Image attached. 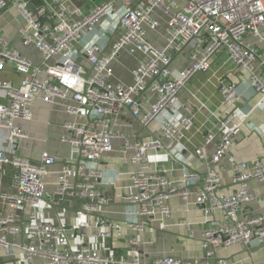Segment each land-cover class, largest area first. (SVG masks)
I'll use <instances>...</instances> for the list:
<instances>
[{"label": "built area", "instance_id": "1", "mask_svg": "<svg viewBox=\"0 0 264 264\" xmlns=\"http://www.w3.org/2000/svg\"><path fill=\"white\" fill-rule=\"evenodd\" d=\"M186 2L181 7L174 0H0V260L18 253L26 264H239L217 258L216 252L253 242L264 250V213L242 216L244 206L255 200L250 182L264 184V162L229 157L237 190L221 192L223 162L251 114L242 109L235 84L220 79L223 105L233 103L234 109L219 118L216 130L195 151L205 174L185 169L171 180L149 162L161 151L177 156L178 145L195 125L192 108L179 104L178 96L196 74L208 73L221 53L244 71L259 99L257 109L264 110V50L248 41L251 37L264 45V0ZM11 8L24 21L18 29L21 44L40 52L39 64L11 47L1 22ZM162 23L166 45L159 50L148 40V31H157ZM109 37L113 44L103 46ZM124 50L141 59L130 83H113L115 61ZM181 55L191 65L175 74L172 64ZM11 71L18 82L4 78ZM37 100L51 106L61 102L66 114L77 119L63 126L61 141L71 145L73 156L58 173L53 193H48L46 179L59 159L43 151L34 163L20 153V143L29 140L24 126L33 120ZM179 108L187 114H178ZM124 113L150 136L139 140L122 132ZM257 131L264 135V126ZM117 142L133 170L131 185L118 189V197L136 206L141 219L129 226L98 216L108 204L99 164L115 152ZM196 184V205L209 225L203 232L204 258L189 262L161 255L142 262L137 236L154 222L166 225L172 217L169 200L178 197L188 204ZM46 197L87 220L69 225L59 214L57 221L44 220L41 203ZM216 211L224 214V222L210 220ZM124 231L137 234L130 240L131 261L97 242ZM78 233L86 241L77 246L71 235Z\"/></svg>", "mask_w": 264, "mask_h": 264}, {"label": "crops", "instance_id": "2", "mask_svg": "<svg viewBox=\"0 0 264 264\" xmlns=\"http://www.w3.org/2000/svg\"><path fill=\"white\" fill-rule=\"evenodd\" d=\"M1 22L6 28V36L11 47L39 64L41 62L40 52L33 46L25 47L21 44L18 29L24 24V21L19 16L17 9H9ZM156 32L149 30L148 40L155 48L163 50L166 39L164 47L158 48L152 42L151 37ZM248 41L264 50V45L259 44L254 38L249 37ZM113 42L114 38L109 37L102 41V45L111 46ZM140 56L132 55L126 50L122 51L114 64L115 74L112 82L130 83L132 81L131 71L139 64ZM190 65L188 56L181 55L174 59L172 70L178 74ZM4 78L15 82L19 81V77L12 71ZM220 79H225L236 85L241 97L242 109L251 112L247 122L242 124L241 134L237 137L227 159L223 162L221 192L232 194L237 190V186L233 185L232 165L228 158L233 157L249 164H254L257 161L264 162V135L257 131V128L264 126V110L257 109L256 105L259 99L255 95L248 77L226 53H221L214 59L208 73L196 74L178 96L179 104H186L192 108L195 125L189 132H186L181 144L178 145L177 156L173 158L161 151L153 153L149 162L163 168L166 172L165 176L171 180L180 178L185 169L205 174L207 168L198 161L195 151L203 146L206 134L216 130L219 118L228 115L234 109L233 103L223 105V98L219 90ZM33 114V120L24 126L29 140L20 143V153L34 163L40 161L43 151H48L59 159V163L52 167L46 179L48 193H53L58 173L73 156L71 145L61 141L66 133L63 126L65 123L74 122L77 119L66 114L61 102L51 106L37 100L33 107ZM178 114L187 113L179 108ZM119 123L122 132L139 137V140H145L150 136L149 132L142 129L131 114L124 113ZM121 146L122 144L117 142L115 152L105 157L99 164L103 171V185L100 187L107 193L108 204L98 216L107 217L114 222L129 226V224L140 223L141 219L137 217L136 206L118 197V189L131 185V172L133 171L128 156L121 151ZM209 151L212 152L211 147ZM169 170H173V172L170 173ZM198 186L200 185L196 184L193 188L194 195L188 204L178 197L169 200L172 217L166 222V225L154 222L147 226L143 235L137 236L131 231H124L109 240L97 239V242L108 246L109 253L129 261L134 258L129 253L132 247L130 240L136 236L142 243L139 248V257L142 262L150 261L161 255H174L189 262L203 259L205 255L202 247L203 232L209 225H207L204 213L196 205V194L200 190ZM249 190L255 196V200L244 206L243 217L264 213V184L258 180L251 181ZM57 214L69 225H79L82 221L87 220L84 216L75 215L71 209L64 205L53 204L46 197L45 201L41 203V215L44 220L57 221ZM92 220L96 221L97 216L95 215ZM210 220L224 222L225 217L222 212L216 211L211 215ZM71 240L78 246L86 241V237L78 233L71 235ZM10 254L12 256L7 255L6 259L0 260V264H26L18 258V253ZM216 257L239 264H264V250L256 242L248 247L235 245L219 249L216 252Z\"/></svg>", "mask_w": 264, "mask_h": 264}, {"label": "rangeland", "instance_id": "3", "mask_svg": "<svg viewBox=\"0 0 264 264\" xmlns=\"http://www.w3.org/2000/svg\"><path fill=\"white\" fill-rule=\"evenodd\" d=\"M174 1L177 2L181 7H184L187 3L186 0H174ZM102 27L108 28L105 22L102 25ZM165 32H166V27L162 23L161 27L157 30V32L152 35L151 39H152V42L154 43V45L156 47H158V48L164 47V45H165ZM153 38H154V41H153Z\"/></svg>", "mask_w": 264, "mask_h": 264}]
</instances>
